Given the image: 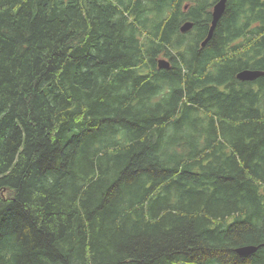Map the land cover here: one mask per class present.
<instances>
[{"label": "trees", "instance_id": "trees-1", "mask_svg": "<svg viewBox=\"0 0 264 264\" xmlns=\"http://www.w3.org/2000/svg\"><path fill=\"white\" fill-rule=\"evenodd\" d=\"M217 1L0 0V264H264V0L200 47Z\"/></svg>", "mask_w": 264, "mask_h": 264}, {"label": "water", "instance_id": "water-1", "mask_svg": "<svg viewBox=\"0 0 264 264\" xmlns=\"http://www.w3.org/2000/svg\"><path fill=\"white\" fill-rule=\"evenodd\" d=\"M225 2H226V0H218L212 6V19H211V23H210L207 35L205 37V40L202 42V46L211 37L213 30L215 28V25L217 23V20L225 8ZM191 26H192L191 22H185L182 26H180V30L182 32L187 31L191 28ZM168 64H169L168 61L163 59V58L159 59V61H158V65L161 67L162 66L166 67V66H168ZM260 74H261V72L256 71V70L244 69V70L237 73V78L242 80V81H248V80H253V79L257 78ZM263 245H264V243L259 244L258 246H263ZM258 246L252 245V244H246V245H242V246L237 247L235 250L240 255H247V254H250V253H253L254 251H256Z\"/></svg>", "mask_w": 264, "mask_h": 264}, {"label": "bare ground", "instance_id": "bare-ground-1", "mask_svg": "<svg viewBox=\"0 0 264 264\" xmlns=\"http://www.w3.org/2000/svg\"><path fill=\"white\" fill-rule=\"evenodd\" d=\"M185 22H187V21H185ZM185 22H184V23H185ZM190 22H191V21H190ZM184 23H183V24H184ZM191 23H192V22H191ZM183 24H182V25H183ZM182 25H181V26H182ZM191 27H192V26H191ZM205 37H206V36H205ZM204 40H205V39H204ZM204 40H203V41H204ZM208 40H209V39H208ZM203 41H202V42H203ZM205 43H206V42H205ZM199 46L201 47V46H202V43H199ZM235 65H236V64H235ZM251 70H253V69H251ZM240 71H242V70H240ZM240 71H237V72H236V74H235L236 78H237V73L240 72ZM256 71H258V70H256ZM259 72H261V71H259ZM194 73H195V72H194ZM260 75H261V74H260ZM260 75H259V76H260ZM244 106H245V105H244ZM121 216H122V215H121ZM121 216H120V217H121ZM115 217H116V216H115ZM120 223H121V222H120ZM125 227H127V226H125ZM235 251H236V250H235Z\"/></svg>", "mask_w": 264, "mask_h": 264}]
</instances>
